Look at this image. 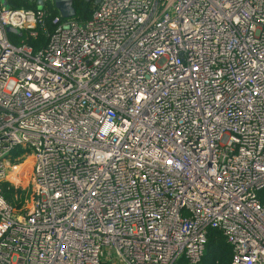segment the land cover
Returning <instances> with one entry per match:
<instances>
[{
	"label": "built area",
	"instance_id": "2783aa9c",
	"mask_svg": "<svg viewBox=\"0 0 264 264\" xmlns=\"http://www.w3.org/2000/svg\"><path fill=\"white\" fill-rule=\"evenodd\" d=\"M50 23L0 0V264H196L211 229L264 264V0Z\"/></svg>",
	"mask_w": 264,
	"mask_h": 264
},
{
	"label": "trees",
	"instance_id": "16d2710c",
	"mask_svg": "<svg viewBox=\"0 0 264 264\" xmlns=\"http://www.w3.org/2000/svg\"><path fill=\"white\" fill-rule=\"evenodd\" d=\"M10 8H35L37 7L36 2H31L27 0H7ZM73 7L75 9V16L73 19L84 22L88 20L91 13L96 8V4L92 1L86 0H73ZM44 11V18L47 24V28L51 29V19L58 13L55 8L53 0H45L44 4L41 6ZM47 42V34L40 33L37 40L29 41L30 44L34 46H44ZM5 190V197L7 200L13 202L15 208L21 209L25 200L20 198L16 201L13 200L14 195L19 193L18 189L8 188L7 183L3 184ZM258 198L261 204L264 206V188L258 191ZM232 250L230 245L226 242L224 236L215 229L208 231L207 243L205 247V252L201 260L196 264H230ZM182 264H189L188 262H182Z\"/></svg>",
	"mask_w": 264,
	"mask_h": 264
},
{
	"label": "water",
	"instance_id": "95a60500",
	"mask_svg": "<svg viewBox=\"0 0 264 264\" xmlns=\"http://www.w3.org/2000/svg\"><path fill=\"white\" fill-rule=\"evenodd\" d=\"M1 1H2V4L5 8L9 7L7 0H1ZM44 1L45 0H36L38 6H42L44 4ZM86 1H88V2L92 1L94 4L97 5L100 0H86ZM53 2L55 5V8L57 9L59 15L62 18L67 19V18H72L75 16L76 12H75V9L73 7V0H53ZM6 31L8 33H13V34H16L18 36L21 35L20 31L12 28L10 26L6 27Z\"/></svg>",
	"mask_w": 264,
	"mask_h": 264
},
{
	"label": "rangeland",
	"instance_id": "374dc122",
	"mask_svg": "<svg viewBox=\"0 0 264 264\" xmlns=\"http://www.w3.org/2000/svg\"><path fill=\"white\" fill-rule=\"evenodd\" d=\"M23 170H24V168H23ZM22 170V171H23ZM25 171V170H24ZM28 180H29V178L28 177H25L23 180H22V182H23V184H26L25 186H26V189H27V187H28V189L26 190V191H23L24 193L23 194H29L30 195V187H29V185L27 186V183H28ZM23 196V195H22ZM29 199V198H28Z\"/></svg>",
	"mask_w": 264,
	"mask_h": 264
}]
</instances>
